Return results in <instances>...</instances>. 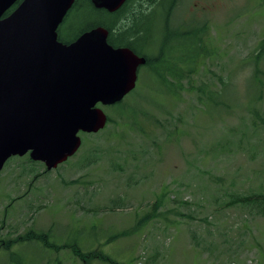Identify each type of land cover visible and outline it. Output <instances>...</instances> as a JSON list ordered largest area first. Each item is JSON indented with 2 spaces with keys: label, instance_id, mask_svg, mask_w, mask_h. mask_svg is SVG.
<instances>
[{
  "label": "rangeland",
  "instance_id": "rangeland-1",
  "mask_svg": "<svg viewBox=\"0 0 264 264\" xmlns=\"http://www.w3.org/2000/svg\"><path fill=\"white\" fill-rule=\"evenodd\" d=\"M169 5L150 18L156 47ZM99 20L84 7L59 31L73 39ZM170 25L188 33L178 47L183 58L195 26L208 28V56L196 73L171 93L158 75L166 64L140 68L121 107L100 106L112 123L80 133L79 151L54 170L32 164L29 155L11 158L0 173V247L30 230H51L49 242L75 246L87 260L60 247L46 249L42 264H264V217L228 205L236 195L264 192V101L253 106L263 121L258 128L251 108L226 112L215 105L222 97L247 99L251 68L243 61L264 35V3L179 0ZM221 78L230 81L226 91ZM203 83L214 94L201 104ZM161 196L156 216L140 223ZM42 253L39 247L31 259Z\"/></svg>",
  "mask_w": 264,
  "mask_h": 264
},
{
  "label": "water",
  "instance_id": "water-1",
  "mask_svg": "<svg viewBox=\"0 0 264 264\" xmlns=\"http://www.w3.org/2000/svg\"><path fill=\"white\" fill-rule=\"evenodd\" d=\"M0 0V173L14 157L29 155L48 171L73 157L80 133L102 131L100 106L121 103L137 85L145 57L108 42L98 26L76 40H59L75 0ZM127 0H91L115 13Z\"/></svg>",
  "mask_w": 264,
  "mask_h": 264
},
{
  "label": "trees",
  "instance_id": "trees-1",
  "mask_svg": "<svg viewBox=\"0 0 264 264\" xmlns=\"http://www.w3.org/2000/svg\"><path fill=\"white\" fill-rule=\"evenodd\" d=\"M21 1L22 0L18 1L6 15L10 14ZM165 1L166 0H127L120 10L115 13H109L105 10H98L94 8L91 0H75L73 8L68 14L70 15L71 12L77 10L84 11V7H89L92 12L96 13L100 17V20L95 25L85 29L83 33L98 26L108 29L110 32V36L108 38L109 44L115 48L128 47L137 55L146 58L147 62L145 66L141 67V69L148 68L156 71V66L159 65L158 63L166 64L163 72H160L158 75L170 89V92L174 93L176 89L181 88V82L186 78H189L191 75H194L201 61L207 58L208 52H206L207 50L205 49L204 37L208 35V28L205 25L202 27L195 26L194 33H190L192 34L190 41H192L194 45L192 46L191 44L187 57L183 58L181 55H178V47L181 46L180 43L184 40H188L189 36L187 32L178 34L176 31H172L170 23L173 20L174 11L179 3V0H170V5L165 12L164 39L160 43L159 47H156L157 43H152L153 38L151 36L154 34L152 31V27L154 25L151 26L152 21H150V18L158 7L164 5ZM261 1L263 4L264 0ZM145 4L148 5L147 8H144ZM150 9H152V11L148 13ZM102 15H104V18ZM108 17H111V20H109ZM58 34L60 41L70 43L76 40L82 33L73 39L65 38L64 34L60 31H58ZM148 44L149 46L147 48L146 45ZM150 46H152V49H149ZM198 49L204 52L200 54V52H197ZM243 62L251 68L248 86L249 89L246 95L247 99L245 100L247 104L245 105V102H242L239 99V96H236L233 99H230V97H222L223 100L215 102V105L217 106L216 109L218 111L225 110L226 112L235 110L238 104H240V108H251L253 125L255 128H258L256 126H262L261 123H263V121H261L262 118L259 115L258 110L253 108V106L255 103L264 101V69L261 66L264 62V35L258 43L256 50L245 58ZM141 69L139 70V73L141 72ZM219 81L225 91L231 85L230 81H227V79L221 78ZM197 90L200 93L199 100L201 101V104L205 101V99H208L206 96H213L214 94V91L210 89L209 85L204 83L201 84ZM122 104L123 101L110 106V108L121 107ZM120 113L123 114L124 111ZM112 121V118L108 117L107 124L112 123ZM257 121L261 123L257 124ZM13 159L15 158H12V160ZM29 161L32 164H39V162L37 163L31 159H29ZM164 197L165 196H161L155 202L152 212L143 217L140 220V223H147L148 220H151L156 216V210L163 205ZM228 205L249 207V209L254 211L256 215L264 217V192H252L244 195H236L232 198ZM49 238H51V230L42 232L30 230L25 234L13 238L12 240L2 241L0 247V263L42 264V260L46 255L45 252H47L46 249H49L48 253H51L52 250L59 252L61 251L60 247H62V250L71 251L74 255L87 260V256H83L84 253L81 252V250H73L75 246H71L72 248H69L70 245L59 246L54 242H49ZM15 246L20 247V249L15 251ZM25 247H33L34 254L28 255L27 251L24 249ZM39 247L44 256L41 255L40 259L38 258L37 260H32L31 258L35 256V254L37 255ZM99 254L100 255L98 257L107 261V257L105 255L101 253ZM1 256L4 257V259L1 258ZM56 264H61V261L58 260Z\"/></svg>",
  "mask_w": 264,
  "mask_h": 264
},
{
  "label": "flooded vegetation",
  "instance_id": "flooded-vegetation-1",
  "mask_svg": "<svg viewBox=\"0 0 264 264\" xmlns=\"http://www.w3.org/2000/svg\"><path fill=\"white\" fill-rule=\"evenodd\" d=\"M119 48H120V47H119ZM127 48H128V47H127ZM131 50H132V49H131ZM132 51H133V50H132ZM143 66H145V65H143ZM143 66H141V67H143ZM141 67H140V68H141ZM139 70H140V69H139ZM138 74H139V72H138ZM137 83H138V81H137ZM136 87H137V85H136ZM135 89H136V88H135ZM135 89H134V90H135ZM134 90H133V91H134ZM133 91H132V92H133ZM132 92H131V93H132Z\"/></svg>",
  "mask_w": 264,
  "mask_h": 264
}]
</instances>
